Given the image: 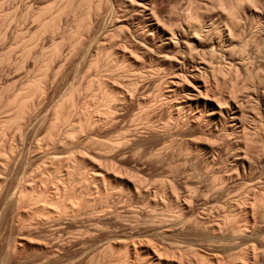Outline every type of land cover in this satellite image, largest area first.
<instances>
[{
    "label": "rangeland",
    "instance_id": "obj_1",
    "mask_svg": "<svg viewBox=\"0 0 264 264\" xmlns=\"http://www.w3.org/2000/svg\"><path fill=\"white\" fill-rule=\"evenodd\" d=\"M125 1L0 0V264H264V0H150L146 11ZM152 22L167 40L152 39ZM173 32L194 46L174 47ZM25 87L27 102L40 87L38 104L15 123ZM79 111L102 122L90 129ZM17 135L23 143L5 163ZM17 187L39 199L14 208ZM67 201L71 214L54 212Z\"/></svg>",
    "mask_w": 264,
    "mask_h": 264
},
{
    "label": "bare ground",
    "instance_id": "obj_2",
    "mask_svg": "<svg viewBox=\"0 0 264 264\" xmlns=\"http://www.w3.org/2000/svg\"><path fill=\"white\" fill-rule=\"evenodd\" d=\"M127 1H128V2L130 1V3H131V2L133 3V1H138V2L140 3L139 6L143 7L145 11L148 10V7L150 6V5H149L150 0H132V1H131V0H127ZM127 1H125V2H127ZM151 1H152V0H151ZM105 2H106V1H105ZM138 2H136V4L134 3V5H133V4H130V6H131V5L136 6V5L138 4ZM126 5H127V4H126ZM137 6H138V5H137ZM139 6H138V7H139ZM151 6H152V4H151ZM151 6H150V7H151ZM126 7H128V6H126ZM141 7H140V8H141ZM134 9H135V8H134ZM150 9H151V8H149V10H150ZM59 10H60V9H59ZM144 10H143V12H144ZM136 11H137V9H136ZM252 11H253V10H252ZM255 11H257V10L255 9ZM57 12H58V11H57ZM60 12L63 13V11H60ZM131 12H132V11H131ZM131 12H130V13H131ZM137 12H138V11H137ZM253 12H254V11H253ZM62 13H60V14H62ZM251 13H252V12H251ZM147 14H148V13H147ZM149 14H150V13H149ZM56 15H58V13H57ZM90 15H91V16H87V18H88L89 20L92 19V18H91V17H92V14H90ZM95 15H96V14H95ZM108 15H109V13H108ZM111 15H112V14H111ZM134 15H135V13H134ZM141 15H144V14H141ZM145 15H146V14H145ZM153 15L156 16V14H154V13H152V14L149 15V16H150L151 18H154ZM255 15H256V14H255ZM255 15H253V16H255ZM93 16H94V15H93ZM137 16H139V15L137 14ZM137 16H136V17H137ZM110 17L112 18V16H110ZM132 17H133V16H132ZM143 17H144V16H143ZM148 18H149V17H148ZM151 18H150V19H151ZM54 19H55V18H54ZM112 19H113V18H112ZM144 19H146V17H145ZM142 20H143V19H142ZM157 20L159 21V19H157ZM57 21H58V20H57ZM95 21H96V20H95ZM114 21H115V20H114ZM147 21H148V20H147ZM150 22H151V21H150ZM137 23H138V22H137ZM230 23H231V25L236 26V25L238 24V19H237V17H236V16L231 17V18H230ZM90 24H91V23H90ZM90 24H89V25H90ZM144 25H145V24H144ZM51 26H52V25H51ZM51 26H50V27H51ZM90 26H91V25H90ZM146 26H148V25L146 24ZM262 26H263V24H262ZM262 26H261V27H262ZM41 28H42L43 31H44V29L46 28V24H43V25L41 26ZM53 28H54V29H58V26L54 24V25H53ZM234 28H235V27H234ZM146 29H147V28H146ZM262 29H263V28H262ZM47 30H49V28H48ZM141 30H142V29H141ZM183 30H184V29H183ZM202 30H203V29H201V31H202ZM56 31H57V30H56ZM145 31H146V30H145ZM148 31H149V34L152 36V39H153L155 36H158V37H161V38H162V37H165V39H166L167 34L162 30V28H161L158 24H155V23L152 22V24H150V25L148 26ZM167 31H168V30H167ZM186 31H187V30H186ZM186 31H185V34L187 33ZM230 31L233 32L232 30H230ZM230 31H229V32H230ZM199 32H200V31H199ZM204 32H205V31H204ZM263 32H264V30H263ZM140 33H141V32H140ZM140 33H139V35H140ZM142 33H143V32H142ZM142 33H141V34H142ZM173 33H174V32H173ZM197 33H198V32H197V30H196V31L194 32V34H191V36H189V40H190L192 43H195V44L198 43V39L200 38V35H201V34L198 33V35H197ZM228 34H229V33H228ZM231 34H232V33H231ZM262 34H263V33L261 32V35H262ZM174 35H175V33L172 34V36H173V40H174V41L168 40V42L170 41L171 44H172L174 47H179V48L181 47V50H182V48L185 47L184 45L188 44L187 41H189V40H187V41L185 40V37L188 36V35H186V36H185V35H181V36H180L179 38H177L176 40H175L174 38H175V36H177V35H175V36H174ZM233 35H234V34H233ZM148 36H149V35H148ZM153 36H154V37H153ZM203 36H204V35H203ZM143 37H144V35H143ZM146 37H147V35H146L144 38H146ZM231 37H232V36H231ZM203 38H204V37H203ZM206 38H207V37H206ZM171 39H172V38H171ZM222 39H223V37H222ZM148 40H149V39H148ZM157 40H158V39H157ZM161 40H162V39H161ZM166 40H167V39H166ZM201 40H202V38H201ZM233 40H234V39H233ZM262 40H263V39H262ZM162 41H163V40H162ZM225 41H226V40H225ZM156 42H157V41H155V43H156ZM158 42H160V41H158ZM158 42H157L156 44H158ZM168 42L166 41L165 44H168ZM200 42H201V41H200ZM263 42H264V41H263ZM263 42H262V43H263ZM192 43H191V44H192ZM201 43H202V42H201ZM208 43H209V42H208ZM208 43H207V44H208ZM212 43H213V42H212ZM231 43H232V42H231ZM153 44H154V43L152 42V45H153ZM161 44H162V43H161ZM161 44H160V45H161ZM163 44H164V43H163ZM165 44H164V45H165ZM189 44H190V43H189ZM189 44H188V45H189ZM191 44H190V46H191ZM202 44H203V43H202ZM216 44H217V42H216ZM220 44H221V42H220ZM214 45H215V44H214ZM228 45H229V44H228ZM230 45H231V44H230ZM166 46H167V45H166ZM192 46H194V44H192ZM197 46H198V45H197ZM215 46H216V45H215ZM217 46H219V45H217ZM186 47H187V45H186ZM171 48H172V47H171ZM219 48H220V47H219ZM219 48H218V49H219ZM226 48H227V47H226ZM230 48H231V47H230ZM174 49H175V48H174ZM115 50H116V49H115ZM119 50H120V49H119ZM179 50H180V49H179ZM185 50H187V49H185ZM185 50H183V51H185ZM258 50H259V49H258ZM120 51H121V50H120ZM163 51H164V50H163ZM177 51H178V50H177ZM124 52H125V51H124ZM169 52H170V51H169ZM169 52H168V53H169ZM180 52H181V51H180ZM175 53H176V52H175ZM182 53H183V52H182ZM258 53H259V51H258ZM150 54H151V53H150ZM158 54H159V53H158ZM171 54H173V53H171ZM184 54H186V53H184ZM184 54H183V55H184ZM263 54H264V53H263ZM164 55L166 56V53H165ZM176 55H177V54H176ZM176 55H175V56H176ZM180 55H181V53H180ZM183 55H182V56H183ZM167 56H168V54H167ZM170 56H172V55H170ZM179 57H180V56H179ZM126 58H127V57H126ZM133 58H134V57H133ZM165 58H166V57H165ZM171 58H172V59H170V60H171V61H174L175 64H176L178 67L180 66V68H181L182 66H184V65H182V62H183V61H182V62H181V61H178L177 58L174 60V55H173V57H171ZM181 58H183V57H181ZM136 59H137V58H136ZM158 59H159V58H158ZM125 60H126V59H125ZM163 60H165V59H163ZM165 61H167V60H165ZM165 61H164V62H165ZM237 61H238V60H237ZM164 62H163V63H164ZM184 62H185V61H184ZM125 63H126V62H125ZM141 63H142V62H140V63H136V64L140 67V66L142 65ZM170 63H171V62H170ZM129 64H130V63H129ZM236 64H237V63H236ZM240 64H242L241 61H240ZM144 65H145V64H144ZM170 65H171V64H170ZM208 65H209V64H208ZM133 66H134V65H133ZM166 66H167V65H166ZM166 66H165V67H166ZM171 66H172V65H171ZM185 66H186V65H185ZM185 66H184V67H185ZM239 66H240V65H239ZM136 67H137V66H136ZM145 67H146V66H145ZM206 67H207V66H206ZM208 67H209V66H208ZM132 68H133V67H132ZM134 68H135V67H134ZM140 68H141V67H140ZM140 68H139V69H140ZM143 68H144V67H143ZM160 68H161V67H160ZM162 68H163V67H162ZM192 68H194V67H192ZM156 69H157V67H156ZM165 69H167V68H165ZM170 69H171V68H170ZM194 69H195V68H194ZM194 69H190V70H194ZM209 69H210V68H209ZM209 69H208V71H209ZM214 69H216V68H212V67H211V69H210L211 72H210V73L214 72V71H215ZM130 70H131V69H130ZM141 70H142V69H141ZM141 70H140V71H141ZM143 70H144V69H143ZM158 70H159V69H158ZM180 70H181V69H180ZM140 71H139V72H140ZM146 71H147V70H146ZM160 71H162V70L160 69ZM163 71H164V68H163ZM166 71H167V70H166ZM181 71H182V70H181ZM195 71H196V70H195ZM204 71H205V70H204ZM208 71H207V72H208ZM143 72H144V74L146 75V72H145V71H143ZM149 72H150V71H149ZM157 72H158V71H157ZM178 72H179V71H178ZM178 72H177V73H178ZM189 72H190V71H189ZM207 72H206L205 76L203 75L204 73L202 74L204 77L200 74V75L202 76V79H199L200 76H199V78H198L200 81H202V80L204 79V83H203V85H205V86H207V84H209L208 82H209V79H210V75H212V74H209V73H207ZM185 73H186V70H185ZM139 74H142V73H139ZM147 74H148V73H147ZM178 74H179V73H178ZM187 74H188V73H187ZM189 74H190V73H189ZM192 74L194 75V73H192ZM197 74H198V73H197ZM163 75H164V74H163ZM179 75H180V74H179ZM179 75H178V76L176 75V76H177V77H176L177 79H179V78H178ZM181 75H182V73H181ZM181 75H180V76H181ZM183 75H184V74H183ZM183 75H182L181 77H183ZM195 75H196V72H195ZM195 75H194V76H195ZM146 76H147V75H146ZM170 76H171V75H170ZM174 76H175V75H174ZM184 76H186V74H185ZM160 77H161V76H160ZM181 77H180V78H181ZM187 77H188V76H187ZM192 77H193V76H192ZM197 77H198V76H196L195 79H196ZM165 78L167 79V77H165ZM170 78H172V77H170ZM174 78H175V77H174ZM189 78H190V77H189ZM161 79H162V78H161ZM177 79H176V80H177ZM183 79H185V81H184ZM183 79L181 78V81L183 80V82L187 83V82H186V79H187V78H183ZM179 80H180V79H179ZM188 80H189V79H187V81H188ZM196 80H197V79H196ZM92 81H93V80H92ZM160 81H161V80H160ZM164 81H165V80H164ZM171 81H172V80H171ZM171 81H168V82H170V84H171ZM192 81H193V80H192ZM194 81H195V80H194ZM38 82H39V81H38ZM172 82H173V81H172ZM195 82H196V81H195ZM29 83H30V82H29ZM92 83H93V82H92ZM173 83H174V82H173ZM181 83H182V82H181ZM181 83H180V84H181ZM167 84H168V83H167ZM174 84H175V86H176V85L179 84V82H178V84H176V83H174ZM174 84H173V86H174ZM160 85H161V84H160ZM186 85H187V84H186ZM196 85H198V82H196ZM38 86H39V85H38ZM90 86H91V85H90ZM198 86H199V85H198ZM23 87H24V86H23ZM180 87H181V85H180ZM208 87H209V86H208ZM39 88H40V87H39ZM39 88H37L36 90H33V91H36V93H35V94H32V96H31L30 100H28V102H27V100H25V99H26V98H25V94L27 93V92H26V87H25V89H22V90L20 91V93L17 95V97L15 98V100H13L14 102L12 103V105L14 106V108L16 107L15 109H18L17 112L20 110V114H21V115H19L18 113L15 114V117H14V118H13V117L11 118V120H12L13 122L16 123V122H18L20 119H21V120H24L23 118H25V115H27V113H28V112L30 111V109L33 107L34 103H35V102L37 103V101H38L37 99H39ZM167 88H168V87H167ZM176 88H178V86H176ZM199 88H200V87H199ZM27 89H28V88H27ZM41 89H42V88H41ZM162 89H163V88H162ZM173 89H174V88H173ZM179 89H180V88H179ZM209 89H210V88H208L207 90H209ZM42 90H43V89H42ZM44 91H45V90H44ZM44 91H43V92H44ZM170 91H172V90H170ZM173 91H174V90H173ZM178 91H179V90H178ZM180 91H181V90H180ZM257 91H258V90H257ZM28 92H29V91H28ZM40 92H41V91H40ZM255 92H256V91H255ZM259 92H261V91H259ZM259 92H257V95H256L257 98H256V100H257V102H258V105H261L262 107H264V94H262V93L259 94ZM262 92H263V91H262ZM29 93H30V92H29ZM107 94H108V93H107ZM163 94H164V93H163ZM178 94H179V92H178ZM41 95H42V92L40 93V97H41ZM97 95H98V94H97ZM101 95H102V94H101ZM104 95H105V93L103 94V97H104L105 100H111L112 102H113V100L115 101V99H119V98H116V97L113 96V95H111V96H110V95H106V96H104ZM166 95H167V94H166ZM168 95H169V94H168ZM168 95H167V96H168ZM164 96H165V95H164ZM167 96H166V97H167ZM251 96H252V95H251ZM29 97H30V96H29ZM92 97H93V96H92ZM100 97H102V96H100ZM122 97H123V96H122ZM169 97H170V96H169ZM175 97H176V96H175ZM254 97H255V96H254ZM97 98H99V97H97ZM27 99H28V98H27ZM35 99H36V100H35ZM90 99H91V98H90ZM158 99H159V98H158ZM247 99H248V98H247ZM250 99H251V97H250ZM253 99H255V98H253ZM253 99H252V102H254ZM165 100H166V99H165ZM167 100H168V99H167ZM256 100H255V101H256ZM34 101H35V102H34ZM39 101H40V100H39ZM96 101H97V100H96ZM112 102H111V103H112ZM158 102H159V101H158ZM161 102H163V101H161ZM248 102H249V103H248ZM252 102H250V100H247L248 106H251V105H253V104L256 103V102H255V103L251 104ZM96 103H97V102H96ZM101 103H102V102H101ZM106 103H107V102H106ZM156 103H157V102H156ZM199 103H200V102H199ZM24 104H25V105H24ZM26 104H27V105H26ZM37 104H38V103H37ZM37 104H36V105H37ZM74 104H76V103H74ZM74 104H73V105H74ZM93 104H95V103H93ZM103 104H104V103H103ZM103 104H102V105H103ZM64 105H65V104H64ZM104 105H105V110L103 111V112H104V113H103L104 116L107 117V118H108V117H112L111 115L114 114V113L112 112L113 110L111 109L112 107H111V108L109 107V105H110L109 103L104 104ZM236 105H237V104H236ZM34 106H35V105H34ZM85 106H86V105H85ZM204 106L207 107V109L211 107L210 104H209L207 101L204 102ZM204 106H203V107H204ZM253 106H254V105H253ZM261 106H260V107H261ZM10 107H11V106H10ZM58 107H59V106H58ZM58 107H57V110H55V112L59 111L60 108H58ZM69 107H70V106H69ZM77 107H78V106H77ZM77 107H76V108H77ZM82 107L84 108V110H80V109H79V110L83 112V111L86 110V108H85L83 105H82ZM82 107H81V109H83ZM94 107H96V106H94ZM101 107H102V106H101ZM198 107H199V106H198ZM236 107H237V106H236ZM257 107H259V106H257ZM33 108H34V107H33ZM33 108H32V109H33ZM67 108H68V107H67ZM73 108H75V106H74ZM78 108H79V107H78ZM78 108H77V109H78ZM177 108H179V107H177ZM181 108H182V107H181ZM32 109H31V110H32ZM55 109H56V108H55ZM69 109H70V108H69ZM71 109H72V108H71ZM100 109H101V108H100ZM204 109H205V108H204ZM254 109H255V106H254ZM256 109H258V108H256ZM73 110H75V109H73ZM258 110H259V109H258ZM21 111H22V113H21ZM69 111H72V110H69ZM80 111L78 112V114H81V116H80V115L76 116L77 114H75V116L77 117V121L80 122L81 120L84 119L85 122H83V123H86L87 127H88L89 125H92V124L94 125V123H96V122H98L100 119H102V118H98L99 116L96 117V115H94V113H93V114H90L89 112H86V113L84 112V114H82V112L80 113ZM182 111H183V110H182ZM207 111H208V110H207ZM256 111H257V110H256ZM259 111H260V110H259ZM62 112H63V111H62ZM72 112H73V111H72ZM75 112L77 113V110H76ZM226 112H227V111H226ZM226 112H225V114H227V113L229 114V111H228L227 113H226ZM67 113H68V112H67ZM212 113H213V111H212ZM57 114H58V113H57ZM59 115H61V114L59 113ZM220 115H221V114H220ZM229 115H230V114H229ZM55 116H58V115L55 114ZM100 116H101V115H100ZM102 116H103V115H102ZM221 116H222V115H221ZM221 116H219V120H220V117H221ZM223 117H225V116L223 115ZM255 117H256V116H255ZM257 117H258V116H257ZM26 118H27V117H26ZM60 118H61V117H60ZM142 118H143V117H141V119H142ZM232 118H233V117H232ZM232 118H231V119H232ZM234 118H235V117H234ZM234 118H233V120H235ZM55 119H56V118H55ZM146 119H147V118H146ZM236 119H237V118H236ZM60 120H62V119H60ZM65 120H66V119H65ZM84 120H83V121H84ZM144 120H145V119H144ZM144 120H143V121H144ZM223 120H224V119H223ZM225 120H226V119H225ZM225 120H224V121H225ZM227 120L229 121V119H227ZM227 120H226V122H227ZM259 120H260V119H259ZM58 121H59V120H58ZM74 121H75V120H74ZM77 121H76V122H77ZM100 121H101V120H100ZM100 121H99V122H100ZM103 121H104V120H103ZM106 121H107V120H106ZM145 121H146V120H145ZM145 121H144V123H145ZM147 121H148V120H147ZM230 121H232V120H230ZM235 121H237V120H235ZM0 122H3V121H0ZM6 122H8V121H6ZM20 122H21V121H20ZM76 122H75L74 125H76ZM99 122H98V123H99ZM101 122H102V121H101ZM219 122H220V121H219ZM254 122H255V120H254ZM256 122L259 123V121H256ZM8 123H9V122H8ZM22 123H23V122H22ZM25 123H26V122H25ZM25 123H23V125H24ZM57 123H58V122H57ZM151 123H153V122H151ZM151 123H150V120H149V122H147V124H149V126H152V125H153V124H151ZM221 123H222V121H221ZM223 123H224V122H223ZM236 123H237V122H236ZM10 124H12V123L10 122ZM53 124H54V123H53ZM78 124H79V123H77V125H78ZM147 124H146L145 126H147ZM227 124H228V123H227ZM254 124H255V123H254ZM19 125H20V124H19ZM23 125L19 126V130H20V131H18V132L21 133V131L23 130V129H22V126H23ZM157 125H158V124H157ZM223 125H224V124H223ZM233 125H234V124H233ZM238 125H240V124H238ZM258 125H259V124H258ZM258 125L256 124V127H254V128H257ZM16 126H18V125H16ZM81 126H83V125H81ZM154 126H155V123H154ZM79 127H80V126H79ZM79 127H78V128H79ZM83 127H84V126H83ZM87 127H86V128H87ZM90 127H91V126H90ZM90 127H88V128H90ZM152 127H153V126H152ZM220 127H221V126H220ZM228 127H229V126H228ZM16 128H17V127H16ZM52 128H53V127H52ZM56 128H57V130L61 129V128H58V127H56ZM56 128H55V129H56ZM81 128H82V127H81ZM156 128H158V127H156ZM156 128H155V129H156ZM225 128H226V127H225ZM76 129H77V128H76ZM90 129H91V128H90ZM152 129H153V128H152ZM155 129H153V130H155ZM234 129H235V128H234ZM240 129H241V128H240ZM242 129H243V127H242ZM57 130H55V131L58 132ZM74 130H75V129H74ZM245 130H246V128H245ZM253 130H256V129H253ZM72 131H73V130H72ZM80 131H81V129L79 128L78 130H75V132H73V133L71 132L72 134H70V133H68V132H67V133H64V132H63V133H64V134H63V133H62V130H61L60 132H61L62 134L59 135V141H58V140H57V141H58V143L60 142L61 144H62V143H67V141L70 139V137L75 136V134H77V133L79 134ZM233 131H234V130H233ZM239 131H240V130H239ZM243 131H244V130H243ZM7 132H8V131H7ZM7 132H6V133H7ZM50 132H51V131H50ZM82 132H84V131L82 130ZM6 133H5V134H6ZM16 133H17V132H16ZM16 133H15V134H16ZM22 133H24V132L22 131ZM57 134H58V133H57ZM81 134H83V133H81ZM49 135H50V134H49ZM3 136H4V135H3ZM5 136H7V135H5ZM17 136H18V135H17ZM22 136H23V134H22ZM165 136H166V135H164V136H162V137L165 138ZM50 137H51V136H50ZM5 138H7V137H5ZM14 138H16V137H14ZM21 138H22L21 135H19L18 138H17L16 140L10 141V142H12L11 145L8 144V145H9L8 150H7L8 153H7V154L5 153L6 155L3 153V154L6 156V157H5L6 159L4 158V159H5V163H8V162L10 163V160H12V159H10V158L13 157V156H12L13 150L18 149V148H16V147H19V145H21L20 143H23V142H21V141H23ZM54 138H55V137H54ZM54 138H53V139H54ZM2 139H3V138H2ZM51 139H52V138H51ZM51 139H50V140H51ZM56 139H58V138H56ZM56 139H54V140H56ZM6 140H8V138H7ZM52 141H53V140H52ZM71 141H73V139H72ZM8 143H9V142H8ZM60 143H59V144H60ZM238 143H239V142H238ZM113 144H115V143H113ZM104 145H105V144H104ZM109 145H110V144H109ZM236 146H237V145H236ZM104 147H105V146H104ZM114 147H115V146H114ZM15 148H16V149H15ZM234 148H235V147H234ZM4 149H5V148H4ZM108 149H109V148H108ZM241 150H242V149H241ZM16 151H17V150H16ZM244 151H245V150H244ZM159 152H160V151H159ZM159 152H156V153H158V155H159ZM235 152H236V151H235ZM15 153H16V152H15ZM244 154H245V153H244ZM248 154H250V153H248ZM248 154H247V155H248ZM14 155H15V154H14ZM238 155H239V154H238ZM245 155H246V154H245ZM245 155H244V156H245ZM1 156H2V155H1ZM156 156H157V155H156ZM244 156H243V157H244ZM248 156H249V155H248ZM161 157H162V156H161ZM243 157H239V159H240V158H243ZM245 157H246V159H248L247 156H245ZM80 158H81V157H80ZM236 158H237V156H236ZM13 159H14V157H13ZM73 159H74V158H73ZM81 159H82V158H81ZM84 159H85V158H84ZM233 159H234V158H233ZM71 160H72V159H71ZM75 160H76V158H75ZM75 160H74V161H75ZM85 160H86V159H85ZM236 160H237V159H236ZM68 161H69V160H68ZM68 161H67V162H68ZM232 161H233V160H232ZM70 162H71V161H70ZM80 162H81V161H80ZM240 162H242L244 165L249 166L250 163H251L252 161L250 162V161H248V160H243V159H242V161H240ZM3 163H4V162H3ZM3 163H1V164H3ZM75 163H76V162H75ZM84 163H85V162H84ZM231 163H232V162H231ZM235 163H236V162H235ZM235 163H234V164H235ZM73 164H74V163H73ZM76 164H77V163H76ZM76 164H74V165L76 166ZM239 164H240V163H239ZM58 165H59V164H58ZM58 165H57V166H58ZM63 165H64V164H63ZM69 165H71V164H69ZM8 166H9V165H8ZM66 166H67V165H66ZM252 166H254L253 162H252ZM1 167H2V166H1ZM53 167H54V166H53ZM61 167H63V166H61ZM250 167H251V166H249V168H250ZM65 168H68V167H64V169H65ZM70 168H71V167H70ZM70 168H68V169H70ZM81 168H82V167H81ZM243 168H245V167H243ZM3 169H5V168H3ZM64 169H63V170H64ZM77 169H78V168H77ZM100 169H101V168H100ZM6 170H7V168H6ZM49 170H50V169H49ZM49 170H48V171H49ZM60 170H61V169H60ZM60 170H59V171H60ZM75 170H76V167L73 166L72 171H75ZM59 171H58V172H59ZM65 171L68 172V173L66 174V177H65V178H67V181H72V179L75 178V177H73V178L71 179V177L73 176V172L71 171V169H70L71 172H69V171H67V170H65ZM78 171H79V170H78ZM58 172H57V173H58ZM66 172H64V174H65ZM8 173H9V172H8ZM48 173H49V172H48ZM107 173H108V172H107ZM50 174H51V173H50ZM54 174H55V172H54ZM60 174H62V173L60 172L58 175H60ZM98 174H100V173H98ZM52 175H53V172H52ZM77 175H78V174H77ZM79 175H80V174H79ZM96 175H97V174H96ZM100 175H101V174H100ZM109 175H110V174H109ZM112 175H113V174H112ZM117 175H118V174H117ZM117 175L115 174L114 179L117 178ZM45 176H46V175L44 174V177H45ZM55 176L57 177V174H55ZM55 176H54V177H55ZM60 176H61V175H60ZM80 176H81V175H80ZM80 176H79V178H80ZM97 176H98V175H97ZM97 176H96V177H97ZM113 176H114V175H113ZM47 177H48V176H47ZM47 177H46V178H47ZM54 177H53V179H54ZM63 177H64V176H63ZM77 177H78V176H77ZM110 177H111V176H110ZM118 177H119V176H118ZM84 178H85V177H84ZM50 179H51V178H50ZM57 179H59V178H57ZM70 179H71V180H70ZM122 179H123V178H122ZM38 180H39V179H36V181H38ZM83 180H84V179H83ZM83 180H82L81 182H83ZM90 180H91V179H90ZM21 181H22V180H21ZM21 181H20V182H21ZM41 181L43 182V180H41ZM62 181H64V179H63ZM74 181H75V180H74ZM84 181H85V184H86V185H87V184H88V185L90 184L88 180L85 179ZM109 181H110V180H109ZM60 182H61V181H60ZM65 182H66V181H65ZM115 182H116V181H115ZM33 183H34V181H33ZM43 183H44V182H43ZM54 183H55V182H54ZM68 183H69V182H68ZM98 183H99V182H98ZM21 184H22V183H21ZM28 184H30V183H27V185H28ZM31 184H32V183H31ZM31 184H30V185H31ZM66 184H67V183H66ZM69 184H70V183H69ZM25 185H26V184H25ZM30 185H29V186H30ZM32 185H33V184H32ZM32 185H31V186H32ZM56 185H57V184H56ZM95 185H96V184H95ZM18 186H19V184H18ZM42 186H43V185H42ZM61 186H63V185L61 184ZM64 186H65V185H64ZM72 186H73V184H72ZM72 186H71V187H72ZM83 187H84V186H83ZM89 187H90V186H88V188H89ZM93 187H94V184H93ZM103 187H104V186H103ZM17 188H18V187H17ZM62 188H63V187H62ZM109 188H110V187H109ZM43 189H44V188H43ZM43 189H41V190H43ZM60 189H61V188H60ZM89 189H90V188H89ZM106 189H107V188H106ZM106 189H105V190H106ZM18 190H19V192L16 193L17 196H15V194H14L15 192H14L12 198H10V199H11L10 203H11V204L13 203L12 206L15 205V206L17 207V206L22 205V204L24 203V202H22V201L24 200V198H25L27 195H31L32 198L35 197L36 199H39V191H37V189L35 190L34 187H33V188L23 187V188H20V189L18 188ZM18 190H17V191H18ZM97 190H98V189H97ZM17 191H16V192H17ZM57 191H59V190H57ZM68 191H69V190H68ZM72 191H73V189H72ZM98 191H100V190H98ZM41 192H42V191H41ZM62 192H63V191H62ZM73 192H74V191H73ZM105 192H106V191H105ZM57 193H58V192H57ZM67 193H68V192H67ZM71 194H72V193H71ZM104 194H105V193H104ZM44 197H45V196H44ZM42 198H43V197H42ZM55 198H56V197H55ZM60 198H61V196H60ZM66 198H67V197H66ZM90 198H91V197H90ZM30 199H31V198H30ZM30 199H29V200H30ZM34 201H35V200H34ZM60 201H61V200H60ZM68 201H69V200H68ZM68 201H67V202H68ZM58 202H59V201H58ZM38 203H39V202H38ZM59 204H60V203H59ZM70 204H71V203H70ZM49 205H50V204H49ZM15 206H14V208H16ZM37 206H38V205H37ZM58 206H59V205H58ZM73 206H74V205H73ZM31 207H32V206H31ZM50 207H51V206H50ZM50 207H49V209H50ZM19 208H21V207H19ZM40 208H41V207H40ZM44 208H45V207H44ZM51 208H53V207H51ZM36 209L39 211V207L36 208ZM45 209H46V208H45ZM47 209H48V207H47ZM53 210H54V209H53ZM55 210H56V209H55ZM19 211H20V210H19ZM40 211H41V210H40ZM43 211H44V209H43ZM43 211H41V212H43ZM60 211H61V212H58V210H57V211H54V212L58 213L59 215H60V214H62V215L65 214V217H66V214H69V213L71 214V213H72V208L69 206V202H68V205L65 204V202H64V204H62L61 207H60ZM21 213H22V212H21ZM44 213H45V212H44ZM51 213H52V211H47V214H48V215H52ZM56 213H55V214H56ZM73 213H74V212H73ZM45 214H46V213H45ZM21 215H22V214H21ZM32 216H33V215H32ZM45 216H46V215H45ZM54 216H56V215H54ZM38 217H39V216H38ZM50 217H52V216H50ZM59 218H60V217H59ZM31 219H32V218H31ZM37 219H38V218H37ZM202 219H204V218H202ZM32 222H33V220H32ZM34 222H35V221H34ZM36 222H38V221H36ZM36 222H35V223H36ZM195 222H196V221H195ZM38 223H39V222H38ZM203 223H204V222H203ZM33 224H34V223H33ZM61 235H62V234H61ZM59 236H60V235H59ZM57 237H58V236H57ZM60 237H61V236H60ZM61 238H62V237H61ZM58 248H59V247H58ZM56 249H57V248H56ZM57 251H59V250H57ZM57 253H58V252H57ZM60 253H61V252H60ZM86 254H87V252H86ZM83 257H84V256H83ZM59 259H60V258H59ZM77 260H78V259H77ZM94 260H95V259H94ZM58 261H59V260H58ZM75 261H76V260H75ZM76 262H77V261H76ZM72 263H73V261H72ZM68 264H69V263H68Z\"/></svg>",
    "mask_w": 264,
    "mask_h": 264
}]
</instances>
